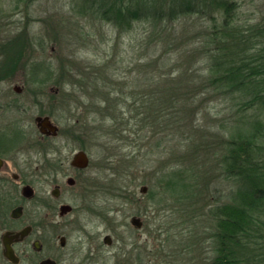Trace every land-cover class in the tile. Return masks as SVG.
Returning a JSON list of instances; mask_svg holds the SVG:
<instances>
[{
  "label": "rangeland",
  "instance_id": "rangeland-1",
  "mask_svg": "<svg viewBox=\"0 0 264 264\" xmlns=\"http://www.w3.org/2000/svg\"><path fill=\"white\" fill-rule=\"evenodd\" d=\"M229 1L236 4V22H264V0ZM22 5L19 0H0V64L24 66L27 79H50L43 91L50 94V89H59L55 116L69 129L65 153L84 149L90 158L79 179L90 184L89 191L75 196L66 191L63 200L73 205L87 201L99 211L100 217L90 211L80 214L93 230L117 229L115 243L102 248L106 255L116 253L122 264H134L135 259L139 264L146 260L149 264H209L208 258L215 254L209 237L214 231L210 209L229 202L234 186L220 163L237 115L231 98L207 91L171 111L161 95L157 100L161 112H143L142 103L134 101L139 99L138 92L153 94L172 86L168 63L161 57L167 42L148 49L140 60L148 63L138 64V47L146 38L144 22L134 21L128 31L121 30L98 15L82 14L74 0H35L28 15ZM210 26L206 16L184 15L165 33H172L176 40L187 37L177 47L185 49L181 57L200 74L205 73L206 62L200 56L189 57L201 45L200 38L192 35L199 36L195 33ZM158 56L163 60L149 63ZM32 64L49 67L47 76L35 77ZM141 75L149 79L137 80ZM105 97L107 105L101 100ZM44 100L50 103L48 97ZM61 102L71 109L62 110ZM178 107H184L187 115L167 114L180 113ZM165 173L183 176L193 189L185 187L182 194L196 195L176 200L175 195L166 194ZM132 216L141 218V230L131 226Z\"/></svg>",
  "mask_w": 264,
  "mask_h": 264
},
{
  "label": "trees",
  "instance_id": "trees-1",
  "mask_svg": "<svg viewBox=\"0 0 264 264\" xmlns=\"http://www.w3.org/2000/svg\"><path fill=\"white\" fill-rule=\"evenodd\" d=\"M19 1L23 3L24 14L28 15L35 0ZM74 4L82 14L98 15L121 30L128 31L134 21L144 22L146 29L142 35L146 38L143 46L138 47V64L148 63L140 61L143 53L158 49L162 45L160 41L169 44L161 49L164 60L158 56L149 63L161 59L167 62V78L172 86L153 94L148 90L138 92L139 99L134 98V101L142 103L143 112H161L158 102L161 95L171 111L178 103L183 104L188 98L192 101L207 91L231 98L237 115L235 124L229 126L220 163L225 176L232 177L234 186L229 202L210 209L214 231L209 237H212L215 254L208 261L209 264H264V22H236V4L229 0H74ZM184 15L206 16L211 21L210 27L195 33L199 36L192 35L195 40L200 38L201 45L197 49L192 47L189 52V57H203L204 74L194 72L191 62L187 59L186 63V57H181L185 49L179 50L177 45L187 42V37L176 40L172 33L165 34L174 29V22ZM32 66L35 77L47 76L44 73L49 67ZM136 79L146 82L149 77L141 75ZM104 83L107 82L104 80ZM101 100L109 104L107 97ZM178 108L180 113L167 114L173 118L187 115L184 107ZM164 175L166 194L175 195L176 200L182 197L190 200L196 195L182 194L185 187L193 189L183 176ZM177 188L181 189L179 193Z\"/></svg>",
  "mask_w": 264,
  "mask_h": 264
},
{
  "label": "flooded vegetation",
  "instance_id": "flooded-vegetation-1",
  "mask_svg": "<svg viewBox=\"0 0 264 264\" xmlns=\"http://www.w3.org/2000/svg\"><path fill=\"white\" fill-rule=\"evenodd\" d=\"M7 65L0 64V264H122L116 253L106 255L102 248L115 243L117 229L93 230L80 214H102L87 201L73 205L63 200L66 191L75 196L88 192L90 184L79 180L88 166L72 164L84 149L65 153L69 129L55 116L59 89L45 94L50 79H27L24 66ZM42 119L50 128L41 129Z\"/></svg>",
  "mask_w": 264,
  "mask_h": 264
},
{
  "label": "water",
  "instance_id": "water-1",
  "mask_svg": "<svg viewBox=\"0 0 264 264\" xmlns=\"http://www.w3.org/2000/svg\"><path fill=\"white\" fill-rule=\"evenodd\" d=\"M39 125L41 126V129H43L45 127H49L50 128V124H48L47 119H42V121L39 123ZM51 129L55 130L56 128H55V126H52ZM88 162H89V158H88L87 154L84 151H78L74 155L72 164L74 166H76V167H79V168H85V167L88 166ZM140 191L142 193L145 192L146 191V187L142 186ZM130 222H131V224L133 226H136V227H140L141 226V220L138 217H132Z\"/></svg>",
  "mask_w": 264,
  "mask_h": 264
},
{
  "label": "bare ground",
  "instance_id": "bare-ground-1",
  "mask_svg": "<svg viewBox=\"0 0 264 264\" xmlns=\"http://www.w3.org/2000/svg\"><path fill=\"white\" fill-rule=\"evenodd\" d=\"M144 193V192H143ZM141 220V219H140ZM142 224H143V222H142V220H141V226H142Z\"/></svg>",
  "mask_w": 264,
  "mask_h": 264
}]
</instances>
